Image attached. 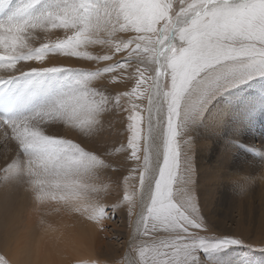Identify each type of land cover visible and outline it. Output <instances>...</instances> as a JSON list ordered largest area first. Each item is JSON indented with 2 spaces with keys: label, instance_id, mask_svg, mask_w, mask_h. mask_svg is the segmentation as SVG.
I'll use <instances>...</instances> for the list:
<instances>
[{
  "label": "snow or ice",
  "instance_id": "1",
  "mask_svg": "<svg viewBox=\"0 0 264 264\" xmlns=\"http://www.w3.org/2000/svg\"><path fill=\"white\" fill-rule=\"evenodd\" d=\"M6 3L0 0V7ZM31 7V3L21 5L8 18L0 19V66L14 68L18 62L39 60L46 52L113 63L95 71L34 67L0 78L2 84L18 76L61 72L80 76L51 109L19 120L0 118V126L11 129L18 153L5 162L3 170L14 173L18 180L27 177L38 191L62 181L54 186L68 192L67 199H71L78 186L68 183L70 177L79 176L82 170L91 174L112 167L105 159L107 147L89 150L72 139H54L44 129L58 120L75 124L83 114L87 119L82 121V131L91 134L105 113L117 107L123 110L122 97L139 98L147 93L143 134L139 111L129 110L128 117L129 158L138 162L139 171V199L124 197L130 204L129 214L138 217L133 220L137 235L132 246L139 251V259L132 264H197L199 251L240 243L228 236L199 234L208 230L193 195L192 158L185 152L181 162L178 137L190 136L202 124L217 96L248 79L264 77V0H60L54 10L35 17L29 12ZM48 27L64 30L65 38L39 51L18 54L26 46L29 32ZM117 32L126 35L110 45L108 52L92 55L80 51L88 45L109 44L104 34L116 39ZM85 33L89 38H84ZM120 53L127 58L114 60ZM133 57L139 64L154 67L151 71L136 68L131 92L109 91V84L125 79ZM104 74H110L108 84L103 83ZM94 78L101 82L93 84ZM197 92L201 100L193 105L190 100ZM137 204L140 212L134 213L131 206ZM105 211L101 210V216ZM0 264L9 261L0 258Z\"/></svg>",
  "mask_w": 264,
  "mask_h": 264
},
{
  "label": "bare ground",
  "instance_id": "2",
  "mask_svg": "<svg viewBox=\"0 0 264 264\" xmlns=\"http://www.w3.org/2000/svg\"><path fill=\"white\" fill-rule=\"evenodd\" d=\"M59 2L60 0H7V3L0 7V19L8 18L11 13L14 12L19 6L28 3L32 4L29 12L33 17H35L41 13L54 10ZM119 33L121 32L115 33L116 39H112V37L108 36L107 33L104 34V36L107 37L109 41H113L112 43L110 42L109 44L105 45H88L87 47H81L80 51L87 52L92 55L104 54L109 51L110 45L116 43V40L123 39L118 37ZM64 38V30L52 27H48L47 29L38 28L27 34L26 46L23 49H20L18 54H28L29 52L39 51L44 45L56 43L60 40H63ZM84 38H89L87 33H85ZM121 55L122 53L117 54L114 57V60L117 57L119 58ZM105 62L107 61L96 62L84 58L69 57L63 53L46 52L43 54L41 59L18 62L14 68L8 66L7 64L0 66V78L6 79L10 75H18L20 71L28 72L34 67H59L62 64H68L70 66L77 67V69L88 71L90 65L99 66L105 64ZM151 65L150 63L145 64L148 71H151L153 68V65L152 67ZM61 73H63L65 79L68 78V75H70V72ZM61 73L57 74L61 76ZM73 75L74 76L70 75L71 78L76 77V73H73ZM109 75L110 74H108V76ZM108 76L103 77V83L109 82L110 78H108ZM56 79L57 77L53 73H50L42 77L18 76L11 80L5 81L4 84H0V92L5 88H8L13 96L14 101L16 102L15 108L10 114L7 115L6 118L19 120L31 117L35 113L42 110L51 109L57 103L56 101H58L62 96L64 92L63 89L66 85V83L60 82L61 79H57L58 82L53 84ZM100 82V78H94L92 81L93 84H98ZM113 87L116 88L118 85H113ZM241 91L242 89L240 90L235 88L215 99L213 105H210L212 107L208 108L209 110L207 113H205L210 119V123H204V127H207L210 130L214 129L216 132L222 131L226 127L229 128V124L224 125L228 114L227 104L228 102L231 103L230 98L232 99L239 96ZM198 97L199 92L191 97L190 103L197 105ZM121 101L120 106H122L123 110L120 109V111L125 112L124 109L126 107L124 108V105L121 104ZM129 102L131 101H128V103ZM144 102L143 108L146 109V112L143 109L142 110L145 113L147 121V93L145 95ZM136 103H138L136 104L138 109L140 107V101L136 100ZM123 116L125 115H119L118 117L117 108L111 110L109 113H105L100 118L101 124L95 127L91 134L82 131V121L87 119L86 115L83 114H81L80 120H77L75 124L58 120L55 123H50L47 128L44 129L45 134H53L54 139H72L75 142H81L82 146H85L89 150H93L100 145H105L104 143L107 142H117V144H119V147H117L119 151H117L116 148L110 149L107 147V151L110 153L108 155L110 157L105 158L109 160L108 163L112 165L111 168L99 170L91 174L82 170L79 176L69 178V184L78 186V190H73L74 194L72 195L71 199H67L69 195L68 192L57 189L54 186L56 183H62V181H54L53 186L46 187L43 191H38L37 186L33 183H30L27 177H25L23 180H18L14 178V173H6L2 169L4 166L0 168L3 170L0 180V258L7 259L9 264H104L107 262L111 264H132V261L139 259V251H133L132 246L133 238L137 235L133 220L137 219L138 217L135 215H130V209L126 208H124V216H119L120 225L112 223L111 218L109 222H106L105 212L101 216V210L110 204V202L114 203L110 200L116 198V196H113L114 198H112V196L109 195L112 199H107L108 202L110 201L109 203L107 202L108 204L105 203L106 200L101 201L103 200L102 196H105L106 192H110L112 189L108 187L107 184L110 183L111 185H109L113 186L116 182H112V180H106V177L113 179V173L116 172L115 174H117L118 181L120 182L119 189L124 191L125 186L123 185V179H121L124 174L120 173V168L119 170H115V167L121 166L123 171L124 169L129 170L137 167L135 165L128 166L134 160L129 158L131 155V149L128 148L127 126L129 124L127 119L123 118ZM0 118L2 117L0 116ZM221 118H223L222 123ZM46 119L48 120L46 121ZM45 121L51 122V118L45 117ZM144 123L145 127L143 128L146 130V122L144 121ZM211 134L213 135V133ZM12 137L13 135L11 129L6 128L5 126H0V139H14ZM9 141L8 143L10 144ZM1 142L4 141L1 140ZM225 144L226 142L223 143L222 140L220 142L214 140V147L210 149L212 154L209 160L213 159L215 166L212 173L207 176V179L212 181L216 187L212 186V184L211 187L208 186L205 191L206 193L204 192V195H207L208 197L209 195L213 194L215 190L222 192L227 188V182H220V179L224 178V176L220 175L222 173L221 169L218 170V166L224 162L221 157L224 156ZM3 146L5 148V145H2V147ZM12 146L13 147L10 148V150L13 151V148L15 149V147L14 145ZM187 147H189V145ZM6 150L8 151L9 149L6 148ZM1 154L2 153H0V155ZM16 155H18V153ZM2 156L3 154L1 155V159L8 161V158H6L7 155L4 158ZM203 159L204 158H202V160ZM2 163L5 162L3 161ZM1 165L4 164L0 163V166ZM113 169L115 172H113ZM202 183L204 182L202 181ZM105 184L107 185L105 186L106 189L104 188ZM195 188L198 189V187ZM114 190H116L114 193L119 194L118 189ZM104 191H106L105 194ZM92 195H96L97 199L94 197V200L98 203V206L96 209L94 208L96 206H92L90 209L93 210L91 211L88 207H86L88 204L86 202L89 201L86 198H91ZM61 197L66 198L61 199ZM263 200V196L257 199L259 203H263ZM212 201L215 200H211L210 198L209 202L213 203ZM84 202L86 203V206ZM95 205L97 204L95 203ZM206 207L207 205L204 198L201 200V211H203V214L207 215L209 218V220L203 219L208 231H200V235H208L210 237L217 238L232 236L233 238H238V240L246 243L245 245L247 247L238 246L239 248H236L233 246L234 244H232L216 251H207L203 254L204 256L202 255L201 257H197V264H264V251H259L264 250L263 247L261 248V245H264V212H262L263 218L260 219L259 225L257 223L258 228L256 227L254 229L256 231L254 233L253 240H251V237H248L249 240L245 241L246 235L249 236L248 234L252 228L246 227L243 231H234L235 233L233 232L235 229H233V233H231L230 229L233 225V222L231 219H228L227 221L226 217H223L221 203H215V208H212L210 211ZM87 208L88 210H86ZM132 211L134 213H139V205H135ZM209 215L211 216V219ZM98 216L100 217L99 220H97ZM130 217L131 223L129 224L128 230L126 232V239L121 240L119 229L126 225ZM113 240L121 241V247L119 250L114 249ZM252 244L260 245V247L258 246L260 249L256 247L252 248Z\"/></svg>",
  "mask_w": 264,
  "mask_h": 264
},
{
  "label": "rangeland",
  "instance_id": "3",
  "mask_svg": "<svg viewBox=\"0 0 264 264\" xmlns=\"http://www.w3.org/2000/svg\"><path fill=\"white\" fill-rule=\"evenodd\" d=\"M119 35H121V36H119ZM118 37L124 38L125 34L119 33ZM118 40H116V41L114 40V41L118 42ZM110 42L112 43L113 41L111 40ZM126 58H127L126 53H122V55L119 58L117 57L115 60L123 61ZM111 63H113V61H111V62L107 61V62H105V64L99 65V66L90 65V67L88 68V71H95L97 68H103L104 66H106V64L108 65ZM59 67L77 68L75 66H70L68 64H62ZM137 67H139L141 70L147 69V66H145V64H139L137 62V59L135 57H133L131 65L128 66L127 71L124 73L125 79L123 81H120L117 84L118 87H116V88H114L113 85L109 84V91L113 92L114 94L122 92L123 90H124L123 92H126V91L131 92L132 88L135 86V79H136V71L135 70ZM151 67H152V65H151ZM153 67H154V65H153ZM53 74L57 77V79H59V80L61 79L60 82L66 83L65 88L63 89L64 91H65L66 87L70 84V82L75 81V79L76 80L79 79L78 74H76L75 78L74 77L71 78V76L75 75V74L73 75L72 72L69 73L71 76L68 75L69 79L68 78L65 79L63 73H61V76L57 73H53ZM146 74H147V72H146ZM104 76L107 77L108 74H106ZM108 78H110V75L108 76ZM57 79L55 80V82L53 84L58 82ZM104 83L108 84L107 82H104ZM145 88H147V85H145L144 88H142L140 91H144ZM235 88L240 89V90L242 89V91H241L239 96L234 97L232 99L230 98L231 103L228 102V104H227V106H228L227 107V113L228 114L226 113L227 117L225 119L224 125L229 124V128L226 127L222 131H219V132H216V130H214V129H213L214 130L213 131L212 129L210 130L207 127L205 128L204 123H210L209 122L210 119L205 114V118H204L202 124L199 126V128H196V130L192 131L190 136L178 137L179 138L178 141L180 143L181 162H183V156H184L185 152H187L192 158V164H193V169H194L193 179L196 182L195 186H194L193 195H195L197 197V206L199 208V215L201 216V218L209 220L208 216L204 215L203 211H201V200L202 199L205 198L206 205H207L206 208L209 209V211L212 208L213 209L215 208V203L217 204L218 202H220L221 208L223 211V217H226L227 221H228V219H231V221L233 222V225L230 229L231 233H233L234 231L235 232L243 231L244 228H246V227L252 228V230L248 234L249 236L246 235V238H245V241H248L249 240L248 237L249 238L251 237V240H253L254 233L256 231L254 229L257 227V223L259 225L260 219L263 218L262 212H264V204H263L264 200H263V203H259L257 201V199L259 197H262V196L264 197V181H263V178H264L263 177V171H264V77L256 76V77H253L251 79H248V80H246L242 83H239L236 86L228 89L223 94H226L227 92H230L231 90H233ZM223 94H221V95H223ZM145 95H143L142 97H139V98L136 96L125 97V98L122 97L121 98L122 101L121 100L120 101H121V104L124 105V108L126 107L124 109L125 112L120 111L121 108L117 107L118 117H119V115L122 116L124 114L125 116H123V118L127 119L128 124L131 123V121L128 119L129 115L132 114L133 111H137V110L139 111L141 117L143 118L142 119L143 121L141 122V125H140L141 129H142V134H143V131L145 129V128H143V127H145L144 121L146 122V117H145V113H144V111L146 112V109L143 108L144 103H145L144 102ZM220 96H217L215 99L219 98ZM136 100L140 101V105H139L140 107L138 109L137 108L133 109L134 103H135V105L138 104V103H136ZM200 100H201V94L199 93V97L197 98V102L200 103ZM214 100L211 102L212 105H213ZM128 101H131V102H129L130 104L128 103ZM198 103H197V105H198ZM210 105L208 106V108L212 107ZM128 109L129 110L133 109V111L130 112ZM143 113H144V115H143ZM205 113H207V111ZM47 120L48 119H46V121ZM127 128H128V126H127ZM211 133H213V135ZM130 136H131V132L128 129V138ZM1 140H3L4 142H1ZM9 140H11V141H9ZM187 140H190L191 143L190 144L185 143V141H187ZM214 140H217L219 142L222 140L223 143L226 142V144L224 145V148H225L224 156L221 157V159L224 160V162L218 166V170L221 169L222 173L220 175L224 176V178L220 179V182H222V181L227 182V185H226L227 188L224 189L222 192H218L215 190L214 193L209 195V197H208L207 195H204V192L206 191L208 186L211 187V184H212V186L216 187V185H214V183L212 181H209L207 179V176L210 173H212V171L214 170V166H215L213 159L209 160V158L212 154V151H210V149L214 147ZM8 141L10 142V144L8 143ZM6 143H8V144H6ZM104 144H105L104 146L109 147L110 149H115V148L117 149V147H119V144H117V142H111V143L107 142ZM2 145H5V148H4V146L2 147ZM12 145H14V147H15V149L13 148V151L10 150V148L13 147ZM188 145L191 148L187 147ZM196 145H198V146H196ZM183 147H185V148H183ZM6 148H8L10 151L9 150L7 151ZM11 151H12V153H11ZM16 151H17V141H15V139H9V138L0 139V153L3 154V156H2L3 158L7 155L6 158H8V161H9V158H10L9 156H11V158L13 156V158H14L15 155L17 154ZM7 152H9V153H7ZM8 154H10V155H8ZM108 154H110V153L108 152ZM1 155H0V159H1ZM106 157L108 158L110 156L106 155ZM107 158H105V159L107 162H109V160ZM202 158H204V159L202 160ZM3 161L6 162L4 159H1L0 163L4 164V165H1L0 168H2L3 166L5 167V163H2ZM136 163L138 164V162L134 160L128 166H133V165L137 166ZM4 167L2 169H4ZM119 168L121 171V172L120 171L119 172L121 174H124L121 177V179H123V185L125 186L124 191H121V189H119L120 182L118 181L117 174H115L116 173L115 170L116 169L119 170ZM2 169H0V180H1L2 171H3ZM115 170L113 169V172H115V173H113L114 178L110 179L109 177H106V180H112V182L116 181L117 183L116 182L114 183L115 184V185H113L114 187L110 186L111 185L110 183H109L110 185L107 184L108 187L112 188L110 190L111 193L104 191V194L106 192L107 196L106 195L102 196L103 200H101V201L106 200L105 203H107L108 202L107 199L110 200L116 196V198H114L113 200H110V201H113L114 203H111L109 201L110 204H108L109 202L107 203L108 205L106 204L108 207L106 206L107 208L106 207L104 208V209L108 210V211H105V218H106L105 221L109 222V220L111 218L112 223H114L116 225H120L119 216L120 215L124 216V212H125L124 208L130 209L129 202L124 199L125 195H127V196H129L135 200L139 199V171H138L137 167H134V168L129 169V170L124 169V171H123L121 166H116ZM136 171H137V173H136ZM200 173H201V175H200ZM127 175H129V176H127ZM200 177H202V178H200ZM202 181L204 183H202ZM209 182H211V183H209ZM107 185L106 184L104 185L105 189H106L105 186H107ZM195 187H198V189ZM199 187H201V188H199ZM113 188L118 189L119 194L114 193V192H116V190H114ZM200 192H201V194H200ZM256 192H258V193H256ZM109 195L112 196V198H110ZM133 196H134V198H133ZM202 196H203V198H202ZM94 197L96 198V195H92L91 198L90 197L86 198L87 200H89L88 202L85 201L86 203H88L87 206H86V203L84 202L85 206L88 207L89 210H91L90 208H92V206L93 207L96 206V207H94L95 209L98 206V203L94 200ZM119 198H120V200H119ZM210 198H211V200H215V201H212L213 203L209 202ZM198 199H199V201H198ZM90 200H91V202H90ZM95 203L97 205H95ZM123 206H125V207H123ZM134 207H135V205H132L131 209H133ZM88 208L86 210H88ZM112 212H113V214H112ZM209 217L211 219L210 215H209ZM116 222H118V223H116ZM130 223H131V217L127 221L126 225L123 228L119 229L121 240L126 239V232L128 230ZM234 226H236V227H234ZM233 229H235V230H233ZM232 230H233V232H232ZM228 237H230V236H228ZM230 238H233V237L231 236ZM234 239H238V238L234 237ZM113 241H114V249L119 250L121 247V244H120L121 241H116V240H113ZM245 244L246 243L241 241L240 243H236L233 246L236 248H239L240 246H246ZM258 246L260 247V245L252 244V248H254V247L259 248ZM250 247H251V245H250ZM262 247L264 249V245H261V248ZM259 251L261 252L264 250H259ZM206 252L207 251H199L197 257H201ZM104 264H111V263L107 262Z\"/></svg>",
  "mask_w": 264,
  "mask_h": 264
}]
</instances>
